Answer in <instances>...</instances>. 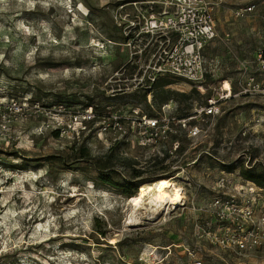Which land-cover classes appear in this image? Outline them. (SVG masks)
I'll list each match as a JSON object with an SVG mask.
<instances>
[{"label":"rangeland","instance_id":"obj_1","mask_svg":"<svg viewBox=\"0 0 264 264\" xmlns=\"http://www.w3.org/2000/svg\"><path fill=\"white\" fill-rule=\"evenodd\" d=\"M150 1L0 0V99L51 109L17 117L0 137V264H264V187L240 173L264 169V93H238L250 75L264 82V0L221 4L203 50L211 76L200 89L169 85L195 87L194 107L231 78L236 94L199 121L203 134L144 145L132 131L117 139L99 127L111 111H163L153 95L140 98L146 81L133 62L169 45L146 33ZM90 99L96 117L83 128ZM178 105L165 111H186ZM161 178L183 189L179 205L158 208L148 196L132 205L134 180ZM241 237L242 247L233 242Z\"/></svg>","mask_w":264,"mask_h":264},{"label":"built area","instance_id":"obj_2","mask_svg":"<svg viewBox=\"0 0 264 264\" xmlns=\"http://www.w3.org/2000/svg\"><path fill=\"white\" fill-rule=\"evenodd\" d=\"M226 1L228 0H153L149 2L150 18L146 22L148 27L146 33L149 31L162 33L161 37H165V43L169 44L156 59H150L146 65V62L142 66L139 64L143 59L133 61L136 64L135 67L139 66V71H143L142 78H145L146 81L145 88L148 89L149 100L152 96V84L161 75L179 77L190 81L193 86L199 89L203 88L211 71L203 50L209 42L217 37L214 13ZM156 4L160 7L159 10L155 9ZM253 8L254 4H250L238 8L236 13L243 14ZM258 66L264 71L262 51L258 53ZM143 67L145 68L142 69ZM226 82L229 83L227 89H225ZM214 90V93L205 96V103L196 104L190 113L183 117L165 111L171 108L172 101L162 104L163 111L156 115L146 114L140 109H133L128 114L119 111L102 114L99 132H112L115 138L121 139L125 137V134H128L127 132L132 131L138 143L144 145L174 137H176L174 138L175 144H178L177 136L181 132L191 138L198 137L204 132L199 121L207 122L209 117L218 115L221 112L222 100L229 98L233 93L236 94L232 83L226 79H223L222 84ZM248 91L264 93V82L258 80L254 75H250L242 83L238 93H247ZM44 110L51 109L41 106L39 101H35L30 106L25 101L20 102L14 99L2 101L0 99V137L8 135L10 126L17 117L26 120L32 111L44 112ZM95 117L93 106L85 108L83 128ZM170 152L173 153L172 150ZM215 202V205L221 204L219 199ZM231 207L234 206L231 205ZM220 211L222 210L219 209V215ZM245 215L250 216L251 211H245ZM220 216L224 217V214L222 213ZM239 241L241 242L239 243ZM244 241H247L244 237L233 239V242L236 245L239 243L241 247L244 246Z\"/></svg>","mask_w":264,"mask_h":264},{"label":"trees","instance_id":"obj_3","mask_svg":"<svg viewBox=\"0 0 264 264\" xmlns=\"http://www.w3.org/2000/svg\"><path fill=\"white\" fill-rule=\"evenodd\" d=\"M163 39H165V37H162ZM264 53V51H263ZM134 68H136L134 66ZM179 77H175V76H171V75H161L158 76L155 80V82L152 84V95H153V100L158 102L160 104V106L164 103H168L169 101H174V102H178V105L180 107V109L182 110H186L184 111L182 114H179L178 116H187L192 107V102L187 103L186 101H188L189 98H191V96L193 95L194 92H197V89L194 87L192 88V91L190 92H185V91H178L175 89H171L169 87L170 84L176 83L178 81L181 80H185V79H177ZM148 82V81H147ZM147 94H148V89L144 88V90L142 91V93L140 94V98L144 101L147 100ZM184 104L183 107H181V104ZM56 104V103H54ZM57 104H61V103H57ZM86 105L88 106H94L93 105V101L92 99H90V101H88L86 103ZM192 107V108H191ZM191 108V109H190ZM149 115H155V113H153V111L149 112ZM185 134V133H184ZM179 136H177L178 138ZM176 138V137H174ZM113 148V146L111 147V149ZM86 154H88V150L85 149L84 153H81L80 157L81 160H83V156H85ZM167 157L169 156V152H166ZM15 166V165H14ZM16 167V166H15ZM19 168H25V167H19ZM140 171H137L135 169L134 171V178H137L138 176H140ZM240 173L243 176V178H245L246 180L252 181L254 183H256L257 185H259L260 187H264V169H258L256 166L254 165H248V166H243L240 169ZM106 180H108L109 182L113 183V179L107 177ZM145 181H142V179H136L134 180L133 185L127 189V193L132 195V191L134 189H137L138 186H140L141 184H144Z\"/></svg>","mask_w":264,"mask_h":264},{"label":"bare ground","instance_id":"obj_4","mask_svg":"<svg viewBox=\"0 0 264 264\" xmlns=\"http://www.w3.org/2000/svg\"><path fill=\"white\" fill-rule=\"evenodd\" d=\"M228 87L229 83H225V89ZM147 196L151 198L152 206L158 208L167 204L176 207L184 198L183 189L174 180L167 178H161L155 183L140 185L139 193L131 199L132 205L141 207L142 201Z\"/></svg>","mask_w":264,"mask_h":264},{"label":"crops","instance_id":"obj_5","mask_svg":"<svg viewBox=\"0 0 264 264\" xmlns=\"http://www.w3.org/2000/svg\"><path fill=\"white\" fill-rule=\"evenodd\" d=\"M211 69V71L209 72V74H208V76L210 75L211 76V72H212V68H210ZM223 79H226V80H231V78H227V77H224Z\"/></svg>","mask_w":264,"mask_h":264}]
</instances>
